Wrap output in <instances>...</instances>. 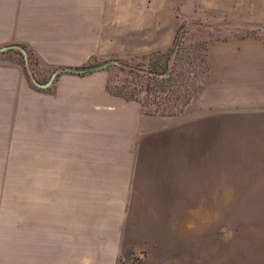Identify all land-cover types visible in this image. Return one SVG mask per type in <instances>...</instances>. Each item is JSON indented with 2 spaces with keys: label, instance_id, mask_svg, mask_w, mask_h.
I'll return each instance as SVG.
<instances>
[{
  "label": "crops",
  "instance_id": "crops-1",
  "mask_svg": "<svg viewBox=\"0 0 264 264\" xmlns=\"http://www.w3.org/2000/svg\"><path fill=\"white\" fill-rule=\"evenodd\" d=\"M105 26L117 37L118 0H0V48L45 66L99 57ZM204 53L203 80L172 115L173 185L119 179L112 163L138 155L86 153L102 129L130 144L151 125L105 73H63L46 91L25 62L0 57L3 187L7 162L15 177L0 264H264V39H211Z\"/></svg>",
  "mask_w": 264,
  "mask_h": 264
},
{
  "label": "rangeland",
  "instance_id": "rangeland-1",
  "mask_svg": "<svg viewBox=\"0 0 264 264\" xmlns=\"http://www.w3.org/2000/svg\"><path fill=\"white\" fill-rule=\"evenodd\" d=\"M125 24L129 31L126 29L127 33L122 34ZM117 29L116 37L113 26L103 28L101 55L94 58L96 63L114 62L92 71L106 74L113 95L123 98L133 91L136 98H144L151 107L160 108L163 96L173 91L167 105H173L172 100L178 95L174 103L179 106L204 78L206 63L203 53L207 40L245 36L264 39V0H118ZM106 36L108 39L105 40ZM8 50L0 51V57L16 60L21 65L25 62L32 77L31 85L51 81L43 90L49 91L60 74L69 73L63 69L64 66L43 65L28 49L22 48V52ZM89 63L86 59L82 65ZM163 64L167 65L166 70H172L171 80L166 83L164 91L156 80L142 76L143 70L153 68L161 71ZM88 72L70 74L84 75ZM149 115V130L137 132L130 139V144L115 133L111 135L107 129H102L92 139L100 145H87L86 153L138 155L135 161L112 163L118 166L116 176L119 179L124 173L127 182L130 180L133 184L143 181L173 185V159L177 153L173 117ZM148 155L153 156L151 161L146 158ZM122 166L126 167L125 171H122ZM105 171L103 168V176ZM106 180L102 178V185ZM14 189V162H7L4 187L0 177V202H13ZM60 197L61 194H54V200H60ZM109 197L111 195L106 193H86L87 202L105 201Z\"/></svg>",
  "mask_w": 264,
  "mask_h": 264
},
{
  "label": "trees",
  "instance_id": "trees-1",
  "mask_svg": "<svg viewBox=\"0 0 264 264\" xmlns=\"http://www.w3.org/2000/svg\"><path fill=\"white\" fill-rule=\"evenodd\" d=\"M203 58L205 60V53H203ZM166 68H167V65L163 64V69L161 71H156V69H153V68L143 70L142 72L144 74L142 76H145V77L150 76L152 79L156 80L159 84L160 89L162 91H164L165 86L167 85L166 83L169 80H171V76H172V70H166ZM105 88L108 92H110L109 86H108V77L106 78ZM172 93H173V91H170V94L166 93L163 96L164 101H162L163 105L160 108L151 107L149 105V103L144 98H136L133 91H130L126 96L123 97V99L137 101L141 107V111L145 114L173 115L176 112L180 111L182 106L187 102L189 95L186 96L185 100L182 103H180L179 106H177L176 103H174V102H176L178 95H176L173 98V100H172V101H174L173 105H171V104L167 105V102H169V97L171 96ZM154 104L157 105V103H154Z\"/></svg>",
  "mask_w": 264,
  "mask_h": 264
},
{
  "label": "water",
  "instance_id": "water-1",
  "mask_svg": "<svg viewBox=\"0 0 264 264\" xmlns=\"http://www.w3.org/2000/svg\"><path fill=\"white\" fill-rule=\"evenodd\" d=\"M10 48H17L19 49L21 52L23 51L21 48L17 47V46H5L0 48V51L6 50V49H10ZM89 64L86 65H80V66H65L63 69L66 70L67 72H71V73H83V72H88V71H92V70H96V69H101L105 66H107L108 64L114 62L111 60H105V61H101V62H94L93 58L89 59ZM51 83V81H47L44 84H39L38 86L41 87H46Z\"/></svg>",
  "mask_w": 264,
  "mask_h": 264
}]
</instances>
